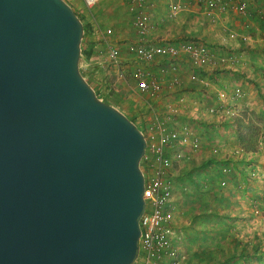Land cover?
I'll list each match as a JSON object with an SVG mask.
<instances>
[{
    "label": "water",
    "instance_id": "1",
    "mask_svg": "<svg viewBox=\"0 0 264 264\" xmlns=\"http://www.w3.org/2000/svg\"><path fill=\"white\" fill-rule=\"evenodd\" d=\"M66 0H0V264H134L147 140L80 68Z\"/></svg>",
    "mask_w": 264,
    "mask_h": 264
},
{
    "label": "rangeland",
    "instance_id": "2",
    "mask_svg": "<svg viewBox=\"0 0 264 264\" xmlns=\"http://www.w3.org/2000/svg\"><path fill=\"white\" fill-rule=\"evenodd\" d=\"M66 1L73 6L75 11L81 15L86 22L91 23L94 27L95 31L92 37L98 43L97 52L95 53L94 58L90 61L89 65V62L82 56L80 68L85 77L91 80L92 78L97 80L98 85L95 88L100 92L99 97L104 101L107 100L108 103L124 112L130 119H134L136 124L144 132L146 130V125L152 120V114H155L156 112L165 116L166 104L171 101L169 103L176 104V124H187L194 131V133L200 137L201 147L198 150H189L186 153L185 159L183 158L184 160H178L176 158L173 159L174 166L176 165V170L178 171L177 175L175 174L173 178V195L175 202L176 199L180 198L179 193H181L184 187L188 184V177L194 176L202 181L205 180V184L209 182L207 180L208 178H216V172L213 170L215 168H203L201 166L211 152L212 147H218L220 149V153H223L224 156H228L231 150L236 146L242 149L244 148L242 147L243 145L236 140L238 123L230 122L232 119L230 117H222L221 114L213 115L210 113V109L212 107H218L221 105L220 103H222L218 96L219 91L224 90L227 93H231V91H233L236 87H240L242 89L243 96L241 99L238 101H227V105L236 109L237 115L235 118H239L240 122L245 125L242 127V134L245 138L248 139L252 136L253 138L258 137L259 151L257 150L255 155L251 154L257 157L256 159H253L252 157L251 161H249L250 158L243 161L245 154L242 158L231 157L233 164L231 167L233 172L231 175H224V178L229 180V184L227 186H223L224 190L222 191H225L227 202H230L231 198L234 202L239 203L234 204L233 206L230 204L227 210H229L232 214L235 212L237 215L240 213H248L249 215L243 218H238L236 216L238 218L237 220L232 218L229 220L226 219L227 221L225 220V223H228V221L230 222L228 225L229 229L226 230L225 235L232 228V226H236L237 230H234L238 232V235L243 239L244 243L249 242L250 247L252 244L258 243L256 236L258 235L262 238L264 237V205L262 204L264 201V180L250 179L248 176V170L250 167H248V165H254L264 173V145L262 144L264 143V106L261 101V99L264 100L261 93L264 92V90L261 89V92L258 94H256V91L254 90L253 94L250 95L248 89H245L244 85H242L236 78L233 68L236 64L238 65L237 62L232 65L230 63L227 65L226 63L222 65V67L210 66L212 68L216 67L210 71L217 74L219 79H214L217 83H215L211 78V80H209L210 82L208 87H202L200 84L195 83L198 81H194L191 82L189 88H185L187 82L184 83V80L180 86L175 88V94L167 93V95H164L163 97L161 96L162 98L160 97L156 100H152L146 93H142L138 89L137 82L134 77V69L139 64L134 55L128 51V44L130 42L138 41V36L133 28L134 15L130 11L129 4L127 3V5H125L126 0H122V4L120 6H116L114 0H98L93 5H89L86 0ZM192 9L196 12L187 11V17H179L180 19L176 21L172 19L164 21V25L162 26L164 28L163 32H165V30H169V32L175 29L178 30L177 28H181V31H183L182 28L191 27V29L197 30L195 32L196 35H174L177 39L176 41L197 40L207 44L218 57L237 58L231 53V47H228L221 42H217V37H209L208 39V35L203 36V31H201L207 27L209 30L207 34H210V29L217 30L226 35L227 38H230L231 36L229 35L231 32L235 31L234 25L229 22L230 19L226 21L225 16L220 15L221 18L217 16V19L215 18L216 21L213 22L210 17H204L201 13V8ZM168 12V5H166L163 13H161V17L165 15L169 18ZM183 18L188 20L183 21ZM218 23H220L221 26H217ZM222 23L224 25H222ZM108 29H112V33L110 35L105 33ZM178 32L179 31H177V33ZM187 32L191 33L192 31ZM214 32L216 33V31ZM166 36H168V38L171 37L170 35ZM106 39L115 43L120 48L123 60L122 69L116 67L111 58L108 56L105 45ZM209 40H211V42H209ZM164 41L168 42L170 40L164 39ZM141 66L145 70L155 69L154 65L150 64H141ZM122 72H124L123 76L121 75ZM261 72L262 75H264V69ZM193 73L201 78L207 76V74L200 71H193ZM215 74H213L214 77H216ZM182 88L186 91H191V95L190 92L189 94H183L182 92H184V90H182ZM218 89L220 90L218 91ZM199 91L205 92L206 95L203 97L199 96ZM247 94L256 98V101L251 103L250 97H246ZM180 97L187 99L184 103H179L178 99ZM225 103L226 101L223 102L224 106H226ZM246 142H248V140ZM260 144L262 145L260 146ZM173 149H171L170 152H172ZM217 157H220V155H217ZM141 167L144 169V163L142 162ZM185 180L187 184L185 183ZM240 183H243V189L238 188V184ZM214 186L217 185L215 184ZM214 190L221 192L218 187L214 188ZM256 204H259V213L255 212ZM232 222H235V224ZM230 236L232 235L225 237V240L228 242V253L234 251L235 248L232 246L233 239ZM241 249L242 247H239L238 250L240 251ZM230 264H264V256H248L244 258L236 257L234 262H231Z\"/></svg>",
    "mask_w": 264,
    "mask_h": 264
},
{
    "label": "built area",
    "instance_id": "3",
    "mask_svg": "<svg viewBox=\"0 0 264 264\" xmlns=\"http://www.w3.org/2000/svg\"><path fill=\"white\" fill-rule=\"evenodd\" d=\"M89 5L95 4L98 0H86ZM151 0H129L130 11L134 15L133 28L138 36V41L128 44V51L134 55L138 66L134 69V77L137 87L149 98L156 100L160 98L163 91L172 90L180 86L183 81L177 76L167 78L169 67L164 64L159 70H145L141 64L154 65L159 60L171 62L181 57H187L193 66H219L230 63L236 64L237 58L218 57L210 47L197 40H186L178 43H153L148 41L147 35L151 29V16L146 11L147 4ZM207 7L208 13L215 11L225 12L232 8L237 13L247 15L249 4L247 0H201ZM183 10L182 3H173L169 6V16L175 17ZM105 33L110 35L112 29ZM232 38H240L237 31H232ZM243 39H246L243 37ZM108 56L119 69H122V57L120 48L113 42L105 40ZM175 67V66H173ZM172 67V71L175 69ZM176 71V70H175ZM174 71V72H175ZM173 72V73H174ZM124 72L121 73L123 76ZM191 81H201L196 74L190 76ZM219 99L222 101L218 107H212L211 113L221 114L222 117L234 118L237 115L236 109L230 107L227 101H238L243 96L240 87H236L231 93L224 90L219 91ZM184 97L178 102L184 103ZM225 105L223 102H225ZM176 104L168 103L165 116L153 113L151 121L146 125L144 132L147 140V147L142 158L144 163L146 201L143 215L140 219L141 236L139 249L134 264H182L183 254L174 244L173 220L175 217L174 205V158L185 159L186 153L190 150H198L201 147L200 137L187 124H176L172 114L176 112ZM262 145V144H261ZM174 148V149H173ZM173 149L172 152L170 150ZM211 153L215 156L221 155L218 147H212ZM244 150L238 146L233 148L228 157L242 158ZM224 155V154H223ZM232 162L222 166V173L225 176L231 175ZM248 176L253 180H264V173L254 165H248ZM223 186L229 184L227 178L221 180ZM243 183L238 188L243 189ZM264 205V201L262 203ZM259 205V204H258ZM255 205V212L259 213V207Z\"/></svg>",
    "mask_w": 264,
    "mask_h": 264
},
{
    "label": "crops",
    "instance_id": "4",
    "mask_svg": "<svg viewBox=\"0 0 264 264\" xmlns=\"http://www.w3.org/2000/svg\"><path fill=\"white\" fill-rule=\"evenodd\" d=\"M247 1L249 4V12L247 15H242L237 13L232 8H229L225 12H219L214 10L212 14L208 13L206 5H204V3L201 2V0H151L150 3L147 4L146 6V11H148L151 16V29L147 35L148 41L153 43H178L180 41H176L177 39L175 38L174 35L177 36H182V35L194 36V34L196 35L195 32L197 30H193L191 29V27L182 28L183 31H181V28H177L178 30L175 29L172 30L171 32H169V30L168 31L165 30V32H163L164 28L162 27L164 25L163 22L167 21V19L169 20L172 19L176 21L182 18L183 16L187 17L186 16L187 11H194L192 8H197V9L201 8L202 9L201 13L204 15V17L205 16L210 17L211 21L213 22L216 21L215 18L217 16H219L220 18L221 16H225V20L228 21V19H230L229 22L234 25L235 27L234 30L239 32L240 38L237 39L231 37L227 38L226 35H224L222 32L211 29L209 32L210 34H207L209 31L207 27L201 30L203 31V36L208 35V39L209 37H217L216 40L217 42L219 43L221 42L226 46L231 47L232 49L231 53L238 59V65L236 64L234 68L232 67L235 71L237 80L240 81L242 85H244L245 89H248L250 95L253 94L254 90L256 91V94H258L261 92V89L264 90V75H262L261 72L264 69V0H247ZM114 2L116 3V6H120L122 4V0H114ZM127 3L129 4V0H126L125 5H127ZM173 3H182L183 10L181 12L184 13L180 12L181 14L179 13L175 17H170L168 12L169 18L166 17L165 15L161 17V13H163L165 6L168 5V9H169V6ZM186 20L188 19L183 18V21ZM222 25L224 24L222 23ZM217 26H221L220 23H218ZM177 31L179 32L177 33ZM187 31H192V32L190 33ZM214 31H216V33ZM166 35H170L171 37L168 38V36ZM243 37H245L246 39H243ZM164 39L170 41L165 42ZM209 42H211V40H209ZM93 58L94 57L92 56V58L88 61L89 62L88 65L90 64V61ZM164 64L165 65L167 64L166 66L169 67V74L167 78L172 77V75H177L182 81L185 80L184 83L187 82V84L185 85L186 87L184 86L185 88H189L191 82H194L190 80V76L194 74L193 71H200V72H204V74H207V76L203 78L199 77L200 80H205L206 82H201V81L195 82L200 84L202 87H208L210 82L209 80H211V78L215 83H217V81H215L214 79L217 80L219 79L217 77V74L210 71L211 69H215L216 67L212 68L208 66L204 68V67L193 66L190 60L185 56L179 58L178 60H172L171 62L159 60L156 64H154L155 69L153 71L159 72L160 68L164 66ZM219 66L222 67V65ZM172 67L176 70V71L174 70L175 72L172 71ZM213 74H215L216 77H214ZM87 80L94 88L98 85V82L95 78H92V80L87 78ZM182 90L184 89L182 88ZM219 90L220 89H218V91ZM175 91H176L175 88L170 91L165 89L161 96L163 97L164 95H167V93L175 94ZM189 92L191 95V91L189 90L188 91L184 90V92L182 93L189 94ZM261 93L262 96L264 97V92ZM205 95H206L205 92L199 91V96L203 97ZM250 95L247 94L246 97H250L251 103H254L256 101V98H253ZM261 101L263 102V106H264V100L261 99ZM176 112L172 114L173 121H176L175 120ZM262 144L264 145V143ZM254 155L249 156V158L251 159L253 157V159H256L257 157H255ZM188 203H189V199H182V200L176 199V202L174 201V205H175V217L173 220L174 244L181 250L183 254L182 264H207L206 261L200 262L201 259L199 256L190 257V253H188L187 249L190 247L191 251H193L196 250L197 247L200 245L209 244L204 239L205 232H207L206 234L208 240L213 238L212 237L213 235H215V237L221 238V235H218V232L221 231L219 229L223 228V224L218 226V224L215 223V225H212L211 223L207 224L201 219H197L195 225L191 229L190 225L192 222L193 215H191V211ZM202 212H207V210H201V213L196 216L200 217ZM191 232L197 233V235H195L197 241L194 243L189 242L187 239L188 237L187 233H191ZM202 259H204V256Z\"/></svg>",
    "mask_w": 264,
    "mask_h": 264
},
{
    "label": "trees",
    "instance_id": "5",
    "mask_svg": "<svg viewBox=\"0 0 264 264\" xmlns=\"http://www.w3.org/2000/svg\"><path fill=\"white\" fill-rule=\"evenodd\" d=\"M78 14V13H77ZM79 15V14H78ZM79 17L84 22V37L82 42V56L86 61H89L92 56L94 57L95 53L97 52V41L94 40L92 37L94 33V27L91 23L86 22L81 15ZM88 37V38H87ZM87 38V42H86ZM84 75V74H83ZM85 76V75H84ZM97 94L100 96V92L95 88ZM108 102L107 100H105ZM133 120L135 123L136 121ZM230 122H236L238 123L237 128V140L239 143H241L244 147L243 150L245 152L244 160L246 161L247 158L251 154H255V152L258 150V143L259 139L258 137L253 138L250 137L248 139L245 138V136L242 134V127L245 125L240 122L239 118H232ZM253 138V139H252ZM248 140V142H246ZM259 151V150H258ZM210 152V151H209ZM184 160V159H182ZM250 159L249 161H251ZM232 162L231 157L224 156L223 153H221L220 157H217L213 155L211 152L209 153L206 160L201 164L203 168L211 167L215 172L214 179L208 178V183L205 184V180H201L198 178H195L194 176L188 177V184L185 180V183L187 184L183 191L179 193L180 200L182 199H189V207L191 211L192 222H191V229L196 223L197 219H201L202 221L206 222L207 224L211 223L212 225H215V223L219 225L223 224V228L219 229L221 230L218 232V235H221V238L215 237L213 235L210 240L207 239V232L204 233V239L209 244L200 245L197 247L196 250L191 251V248L189 247L187 249L188 253H190V257H200V262L206 261L207 264H230L231 262H234L236 257H248V256H255V257H261L264 256V237L256 236L258 239V243L252 244L250 247V243L246 242L244 243L243 239L240 238L238 235V232L236 226H232V228L227 232L225 235L226 230L229 228V222L225 223L226 219H235L243 218L245 216H248V213H240L237 215V213L233 212V214L227 210V208L230 206V204L233 206L234 204H237L233 201V199L230 198V202H227V199L225 197V191L223 185L221 184V180L224 178V175L222 173V166L224 164H229ZM175 173L177 175L178 171L176 170V165L174 166ZM176 177V176H175ZM217 186H214V185ZM218 187L221 192L214 190V188ZM197 206V208H196ZM205 208V209H204ZM201 210H207V212H202L201 216L198 217L196 215L201 213ZM235 215V216H234ZM238 218H237V217ZM227 221V220H226ZM235 224V222H232ZM226 225V226H225ZM190 229V230H191ZM235 229V230H234ZM188 234V241L189 242H196L197 238L195 235H197L196 232L187 233ZM229 235L232 239V246H234V251L227 252L228 249V242L225 240V237H228ZM239 247H242V249L239 251ZM249 247V248H248ZM193 252V253H192ZM204 256V259H202Z\"/></svg>",
    "mask_w": 264,
    "mask_h": 264
},
{
    "label": "bare ground",
    "instance_id": "6",
    "mask_svg": "<svg viewBox=\"0 0 264 264\" xmlns=\"http://www.w3.org/2000/svg\"><path fill=\"white\" fill-rule=\"evenodd\" d=\"M92 1V0H91Z\"/></svg>",
    "mask_w": 264,
    "mask_h": 264
}]
</instances>
